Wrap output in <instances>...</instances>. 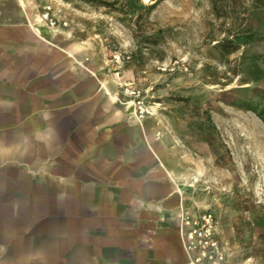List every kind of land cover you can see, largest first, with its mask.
<instances>
[{
	"label": "rangeland",
	"instance_id": "374dc122",
	"mask_svg": "<svg viewBox=\"0 0 264 264\" xmlns=\"http://www.w3.org/2000/svg\"><path fill=\"white\" fill-rule=\"evenodd\" d=\"M16 1L1 12L73 46L75 78L114 96L184 176V219L222 264H264V0Z\"/></svg>",
	"mask_w": 264,
	"mask_h": 264
},
{
	"label": "crops",
	"instance_id": "0c3cea01",
	"mask_svg": "<svg viewBox=\"0 0 264 264\" xmlns=\"http://www.w3.org/2000/svg\"><path fill=\"white\" fill-rule=\"evenodd\" d=\"M74 53L26 15L0 10V134L27 130L49 110L64 141L46 170L31 166L34 157L0 168V264L38 248L49 264H190L184 176L139 141L114 96L75 78Z\"/></svg>",
	"mask_w": 264,
	"mask_h": 264
},
{
	"label": "clouds",
	"instance_id": "9594fccd",
	"mask_svg": "<svg viewBox=\"0 0 264 264\" xmlns=\"http://www.w3.org/2000/svg\"><path fill=\"white\" fill-rule=\"evenodd\" d=\"M64 147L58 121L53 112L43 110L39 120L27 130L18 126L11 135L0 134V168L30 164L37 171L46 170ZM0 252L3 249L0 248ZM50 253L47 249L30 250L21 257V264H49Z\"/></svg>",
	"mask_w": 264,
	"mask_h": 264
},
{
	"label": "built area",
	"instance_id": "2783aa9c",
	"mask_svg": "<svg viewBox=\"0 0 264 264\" xmlns=\"http://www.w3.org/2000/svg\"><path fill=\"white\" fill-rule=\"evenodd\" d=\"M183 220L190 264H222L223 258L218 255L217 242L213 239L211 232L209 230L207 232L198 231L193 228L196 225L195 222L193 223L188 219ZM188 227L190 230H187ZM197 242L204 247V250H199L198 253H196Z\"/></svg>",
	"mask_w": 264,
	"mask_h": 264
},
{
	"label": "trees",
	"instance_id": "16d2710c",
	"mask_svg": "<svg viewBox=\"0 0 264 264\" xmlns=\"http://www.w3.org/2000/svg\"><path fill=\"white\" fill-rule=\"evenodd\" d=\"M211 1H212L213 6H214V9L216 11H218L219 9H222V8L228 6L229 4L232 5V4L236 3L238 0H211Z\"/></svg>",
	"mask_w": 264,
	"mask_h": 264
}]
</instances>
